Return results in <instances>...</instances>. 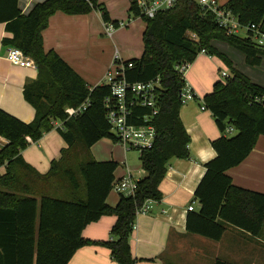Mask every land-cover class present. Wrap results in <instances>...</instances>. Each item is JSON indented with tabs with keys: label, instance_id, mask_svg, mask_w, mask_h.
I'll return each mask as SVG.
<instances>
[{
	"label": "trees",
	"instance_id": "obj_1",
	"mask_svg": "<svg viewBox=\"0 0 264 264\" xmlns=\"http://www.w3.org/2000/svg\"><path fill=\"white\" fill-rule=\"evenodd\" d=\"M242 25H260L264 31V0H229L224 7ZM97 10L103 22H111L98 0H45L22 15L17 0H0V24L11 35L3 38L7 47L19 49L33 60L36 80L27 83L23 96L35 111L31 123H23L0 110V137L7 144L0 150V264H67L83 246L108 248L117 264H133L129 237L136 212L145 201L161 200L159 185L171 159L188 157L189 136L179 112L185 81L176 70L192 63L202 51L223 60L230 68L228 77L214 84L202 99L221 133L230 126L236 134L222 135L211 143L216 156L204 165V175L194 191L199 204L190 211L185 228L188 233L219 241L225 226L231 225L251 236H258L264 225V194L234 186L227 171L238 166L250 154L259 136H264V104L251 102L264 95V88L251 83L231 68L224 55L210 46L211 40L226 43L245 56L249 66H257L264 55L248 38L226 35L218 28L211 13L203 12L194 0H177L175 6L153 19L139 15L131 0L130 13L143 19V51L125 72L130 83L160 82L158 114L154 117L156 137L153 146L139 154L145 176L138 180L133 197L119 196L115 207L105 200L115 181L117 164L96 162L90 148L102 139L113 140L105 120L103 100L107 86L89 88L55 52H45L42 31L55 12L67 15ZM115 28L117 22L112 23ZM194 36V37H193ZM89 101L85 111L66 118L67 107ZM137 115L148 109L135 110ZM62 124L57 132L66 144L60 157L41 175L21 157L29 142ZM104 215H113L107 243L82 239V230ZM214 264H229L217 260Z\"/></svg>",
	"mask_w": 264,
	"mask_h": 264
},
{
	"label": "crops",
	"instance_id": "obj_2",
	"mask_svg": "<svg viewBox=\"0 0 264 264\" xmlns=\"http://www.w3.org/2000/svg\"><path fill=\"white\" fill-rule=\"evenodd\" d=\"M45 0H17V7L22 15ZM126 11L130 12L131 0H123ZM229 0H217L220 7H225ZM105 8L111 22L113 18L110 2L98 0ZM106 3V5H104ZM140 18H130V20ZM129 22V21H128ZM101 13L97 10L87 14L67 15L55 12L42 31L45 52H55L89 88L100 86L112 59L117 54L122 61H130L137 54L141 56L143 44L136 52L134 48H115L112 41L113 31H105ZM119 27L126 28L122 22ZM145 22L142 26V34ZM245 33V32H244ZM11 35L0 24V110L23 123H31L35 117L33 107L25 101L23 90L27 83L37 78L34 69H24L10 65L6 60L8 48L3 45V38ZM210 46L225 56L231 68L246 77L251 83L264 88V55L257 66H249L245 56L224 42L211 40ZM136 52V54L134 53ZM139 59V58H138ZM230 68L223 60L215 56L200 53L189 64L184 75L185 84L195 95L193 101L182 105L179 117L189 136L188 157L171 159L163 180L159 185L161 200L151 205L146 215L135 219V229L131 230L129 247L133 264H214L217 260L229 264H264V225L258 236H251L231 225L225 226V232L219 241H211L188 233L185 228L188 207L199 210L194 198V191L202 179L204 165L215 158L216 153L211 143L220 138L221 133L208 110H201L202 99L209 94L216 82L222 81L221 73L227 76ZM223 82V81H222ZM55 123H59L56 121ZM236 130L233 131V135ZM109 142V143H108ZM7 141L0 137V150ZM66 144L56 129L43 134L35 143L29 142L21 151V157L41 175L48 172L50 163L60 157ZM124 148L110 139H102L90 148V154L96 162L112 161L121 169L114 172L115 181L125 177L127 172L138 181L145 176L139 167L137 175L131 173L127 164ZM5 172L0 168V176ZM234 186L247 191L264 194V136H259L254 148L238 166L227 171ZM119 195L110 191L105 204L113 208ZM116 222L113 215H104L96 222L88 224L81 232L84 240L95 243L110 241V232ZM67 264H117L106 247L87 245L78 249Z\"/></svg>",
	"mask_w": 264,
	"mask_h": 264
},
{
	"label": "built area",
	"instance_id": "obj_3",
	"mask_svg": "<svg viewBox=\"0 0 264 264\" xmlns=\"http://www.w3.org/2000/svg\"><path fill=\"white\" fill-rule=\"evenodd\" d=\"M177 0H133L134 6L138 10L140 16L153 19L158 13L172 9ZM203 12L211 13L218 28L223 29L226 35H237L240 30L245 32L242 38H248L255 48L264 54V31L260 25L239 23L236 16L231 14L225 8L218 5L217 0H194ZM121 24H118V27ZM105 31L108 35L115 28L112 23H104ZM194 37V36H193ZM204 54V51H202ZM7 62L15 67L24 69H34L35 64L32 59L25 56L19 49L10 47L6 53ZM189 64H180L176 66L177 72L184 79V75ZM133 64L128 61H122L115 54L112 62L105 73L101 85L107 86L109 95L103 100L105 110V120L109 126V131L114 141L121 145L125 151L136 150L139 153L150 149L153 146L156 130L154 126V117L158 114V100L160 91L159 79H153L147 82L130 83L125 78V72L131 69ZM221 77L225 80L228 76L221 73ZM185 81V80H184ZM181 103L184 105L189 101H193L195 95L185 84L181 92ZM251 102L256 104H264V95L261 97L251 98ZM89 101L85 100L78 107H67L64 110L66 118H73L82 114L88 107ZM148 109L149 113L145 115H137L135 110ZM201 110H205L201 106ZM56 122V121H55ZM56 129H62L61 122L55 123ZM234 129L228 126L225 132L233 134ZM137 181L134 180L129 172L113 182L111 190L123 197H133L136 191ZM154 201L147 200L137 210L136 218L146 215ZM188 211H192V207H188ZM132 229H135L133 225Z\"/></svg>",
	"mask_w": 264,
	"mask_h": 264
},
{
	"label": "rangeland",
	"instance_id": "obj_4",
	"mask_svg": "<svg viewBox=\"0 0 264 264\" xmlns=\"http://www.w3.org/2000/svg\"><path fill=\"white\" fill-rule=\"evenodd\" d=\"M110 2L111 10L113 12V18L116 17L117 22H122L124 25H126V28L124 27H118L117 30L113 33L112 39H109L106 35L104 37L108 39V41H112V47L115 48H125V47H131L136 50V52L139 50L140 46L142 45L141 42V29L144 24L143 19H134L130 20L133 16L130 12L126 11V7L124 6L123 0H108ZM106 5V3L104 4ZM125 7V8H124ZM134 18V17H133ZM129 21V22H128ZM141 31V33H140ZM238 36L240 38L245 36V33L243 30H240L238 32ZM136 52H134L136 54ZM122 60L124 57H121ZM134 58L138 59L140 58V54L136 55ZM222 81H224L223 78H221ZM233 134H228L224 132V136L230 137ZM109 143V142H108ZM139 152L136 150L128 151L126 154L127 158V164L129 168H131V173L136 176L137 171L140 170V161H139ZM121 169L120 165L117 166V171Z\"/></svg>",
	"mask_w": 264,
	"mask_h": 264
}]
</instances>
